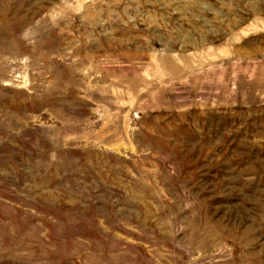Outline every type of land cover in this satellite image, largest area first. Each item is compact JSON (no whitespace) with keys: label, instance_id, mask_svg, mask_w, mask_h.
<instances>
[{"label":"rangeland","instance_id":"374dc122","mask_svg":"<svg viewBox=\"0 0 264 264\" xmlns=\"http://www.w3.org/2000/svg\"><path fill=\"white\" fill-rule=\"evenodd\" d=\"M0 264H264V0H0Z\"/></svg>","mask_w":264,"mask_h":264}]
</instances>
